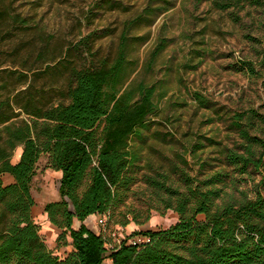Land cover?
Listing matches in <instances>:
<instances>
[{
    "label": "rangeland",
    "instance_id": "1",
    "mask_svg": "<svg viewBox=\"0 0 264 264\" xmlns=\"http://www.w3.org/2000/svg\"><path fill=\"white\" fill-rule=\"evenodd\" d=\"M159 1L0 0V111L16 116L7 124L27 121L20 107L29 98L42 108L66 104L69 70L112 62L125 32L133 44L130 59L135 71L130 81L157 89V109L148 122L146 142L135 141L141 149L138 182L105 228L107 239L113 234L163 231L178 222L168 210L151 211L149 220L140 218L138 226L115 225L122 216L131 220L145 209L149 194L144 175L165 174L180 185L179 172L202 180L225 169L230 179L226 192L236 199L264 197L259 186L264 174L248 169L240 175L219 164L225 149L243 153L244 141L231 128L235 115L254 111L257 118L250 135L264 137V68L260 66L264 11L244 7L222 12L209 1L167 0L168 10L158 14ZM147 8L151 15L145 17ZM20 152L21 148L14 151L12 164L18 162ZM60 177L42 158L31 194L39 236L47 250L62 260L72 251L70 240H58L61 231L43 212L44 205L59 200ZM1 181L4 186L12 183L7 175ZM96 221L91 218L84 224L97 233ZM79 226L74 221L72 228Z\"/></svg>",
    "mask_w": 264,
    "mask_h": 264
},
{
    "label": "trees",
    "instance_id": "2",
    "mask_svg": "<svg viewBox=\"0 0 264 264\" xmlns=\"http://www.w3.org/2000/svg\"><path fill=\"white\" fill-rule=\"evenodd\" d=\"M197 1H209L222 12L244 7L264 11V0ZM159 3L156 12L165 13L170 4ZM131 41L122 33L110 63L70 69L66 104L42 108L29 98L20 107L28 119L20 124H7L16 116L0 111V264H264V197L236 199L226 192L230 179L225 169L202 180L179 172L180 185L165 174L143 176L149 194L145 209L137 211L140 217L124 215L115 225L138 226L151 211L170 210L178 222L167 230L131 232L117 245L84 224L90 217L103 218L106 228L128 198L141 162L135 141L146 142L148 122L156 113V87L130 81L135 71ZM260 66L264 68V59ZM249 71L254 72L252 67ZM256 118L254 111L235 115L231 128L244 141L243 153L220 152L219 164L240 175L248 169L264 174V137L250 135ZM17 148L19 160L12 164ZM42 158L61 174L59 200L44 205L43 212L61 231L58 240H70L72 251L62 260L47 250L32 219L31 186ZM4 175L11 184H2ZM259 186L264 188V179ZM74 221L80 223L76 230ZM136 237L148 243L128 244Z\"/></svg>",
    "mask_w": 264,
    "mask_h": 264
},
{
    "label": "built area",
    "instance_id": "3",
    "mask_svg": "<svg viewBox=\"0 0 264 264\" xmlns=\"http://www.w3.org/2000/svg\"><path fill=\"white\" fill-rule=\"evenodd\" d=\"M96 227L98 228L97 233H105V220L103 218H96ZM123 237L121 235L116 236L115 234L112 235V241L115 244H120L122 242ZM148 243V239L145 237H136L132 240L128 241V244L132 245H143Z\"/></svg>",
    "mask_w": 264,
    "mask_h": 264
},
{
    "label": "crops",
    "instance_id": "4",
    "mask_svg": "<svg viewBox=\"0 0 264 264\" xmlns=\"http://www.w3.org/2000/svg\"><path fill=\"white\" fill-rule=\"evenodd\" d=\"M91 218H94V217H90L89 219H91ZM88 220V219H87Z\"/></svg>",
    "mask_w": 264,
    "mask_h": 264
}]
</instances>
